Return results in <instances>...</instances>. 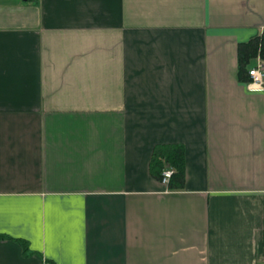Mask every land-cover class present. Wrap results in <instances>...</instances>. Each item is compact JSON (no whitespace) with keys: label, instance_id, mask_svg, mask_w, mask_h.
Here are the masks:
<instances>
[{"label":"crops","instance_id":"0c3cea01","mask_svg":"<svg viewBox=\"0 0 264 264\" xmlns=\"http://www.w3.org/2000/svg\"><path fill=\"white\" fill-rule=\"evenodd\" d=\"M263 30L264 0H0V264H264L238 76ZM172 146L177 189L150 171Z\"/></svg>","mask_w":264,"mask_h":264},{"label":"trees","instance_id":"16d2710c","mask_svg":"<svg viewBox=\"0 0 264 264\" xmlns=\"http://www.w3.org/2000/svg\"><path fill=\"white\" fill-rule=\"evenodd\" d=\"M257 56L264 64V30L254 35L250 40L240 43L238 46V76L240 80H248L247 70L250 67V61ZM182 159L183 154L180 146H172L170 149H165L163 151L161 148L157 147L152 154L150 171L154 175H158L163 170L164 162H169L168 164L174 169V173L169 180L168 186L171 189L180 188L184 180ZM0 237L4 236L0 235ZM15 240L20 242L23 247V252L28 251L25 241L19 239Z\"/></svg>","mask_w":264,"mask_h":264},{"label":"built area","instance_id":"2783aa9c","mask_svg":"<svg viewBox=\"0 0 264 264\" xmlns=\"http://www.w3.org/2000/svg\"><path fill=\"white\" fill-rule=\"evenodd\" d=\"M248 80L246 86L250 90L261 91L264 89V64L258 58L256 63L250 66L247 70ZM174 169L172 167H167L161 172V181L163 183H168Z\"/></svg>","mask_w":264,"mask_h":264}]
</instances>
